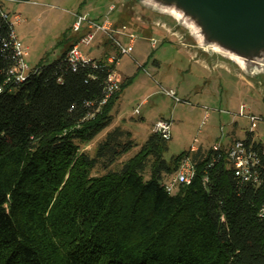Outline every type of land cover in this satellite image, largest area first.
Segmentation results:
<instances>
[{
	"label": "trees",
	"instance_id": "trees-1",
	"mask_svg": "<svg viewBox=\"0 0 264 264\" xmlns=\"http://www.w3.org/2000/svg\"><path fill=\"white\" fill-rule=\"evenodd\" d=\"M10 32L0 9V264H264L254 131L244 139L258 182L236 175L226 144L221 155L199 146L167 160L171 139L153 131L122 160L139 146L112 127L132 78L101 105L117 66L103 57L74 68L66 55L78 39L17 82ZM101 133L94 154L83 148ZM187 156L196 175L170 194L163 183Z\"/></svg>",
	"mask_w": 264,
	"mask_h": 264
},
{
	"label": "rangeland",
	"instance_id": "rangeland-1",
	"mask_svg": "<svg viewBox=\"0 0 264 264\" xmlns=\"http://www.w3.org/2000/svg\"><path fill=\"white\" fill-rule=\"evenodd\" d=\"M3 2L14 21L15 15L21 17L15 29L28 51L25 59L30 67L41 62L53 63L67 44L86 33V28L74 31L76 13L98 20L109 17L137 32L139 38L132 55L123 56L117 67L123 79L132 78V82L121 94L113 113L116 123L131 130L139 144L122 160L138 152L160 118L173 121L167 160L192 146L209 148L223 143L233 130L240 138L253 128L255 138L264 143V68L251 75L233 59L218 52L209 53L194 29L180 23L170 12L139 0ZM118 37L128 44L125 36ZM80 49L90 58L118 53L113 41L103 33L90 45L80 44ZM164 89L175 90L180 101ZM248 115L259 119L252 123ZM104 136L101 133L83 148L94 154Z\"/></svg>",
	"mask_w": 264,
	"mask_h": 264
},
{
	"label": "built area",
	"instance_id": "built-area-1",
	"mask_svg": "<svg viewBox=\"0 0 264 264\" xmlns=\"http://www.w3.org/2000/svg\"><path fill=\"white\" fill-rule=\"evenodd\" d=\"M1 15L10 22V42L9 45L13 48L15 66L10 70L11 77L17 82L24 81L28 74L34 69L30 67L26 62V55L28 54L27 49L24 47L22 41L17 35L15 24L20 20V15H15L16 21L11 18L10 12L5 10L3 0H0ZM86 28V33L82 35L79 42L74 44L68 51L66 58L71 65L76 68L80 63H89L93 58L87 57L80 49V44L90 45L94 42L100 33L105 34L109 37L118 49V53L110 56L107 60L110 64H119L121 58L125 55H132L134 46L139 38L136 31L129 30L127 25L116 26L115 22L107 17L105 20L94 19L88 15L76 13V20L73 24V29L76 32H80ZM118 35L125 36L128 39V44H125ZM153 46L157 43L152 39ZM4 46H8L4 43ZM141 67V66H140ZM123 81V75L118 72V69L112 70L108 76L106 86V96L101 102V105L107 103L113 94L118 91ZM165 93L177 101L180 98L177 97V93L173 89H164ZM140 113L139 109L136 110ZM252 123L259 119L255 115H248ZM172 124L173 121L168 118H160L154 124L152 131L161 134L166 140L172 139ZM250 131H254L253 128ZM223 143H216L212 145L215 153L223 154L221 151ZM197 149V146H192V150ZM228 158L231 161L235 173L238 177L242 178L243 181H254L258 182V175L256 167L259 164V157L257 152L254 151L250 146L247 145L244 138L236 139L226 148ZM196 175V166L190 156L185 157L179 169L172 174L167 180L164 181L163 185L165 189L170 193L174 194L177 189L184 184H190ZM207 180V178H205Z\"/></svg>",
	"mask_w": 264,
	"mask_h": 264
},
{
	"label": "water",
	"instance_id": "water-1",
	"mask_svg": "<svg viewBox=\"0 0 264 264\" xmlns=\"http://www.w3.org/2000/svg\"><path fill=\"white\" fill-rule=\"evenodd\" d=\"M139 1L170 12L194 29L206 51L233 59L248 74L264 68V0Z\"/></svg>",
	"mask_w": 264,
	"mask_h": 264
},
{
	"label": "crops",
	"instance_id": "crops-1",
	"mask_svg": "<svg viewBox=\"0 0 264 264\" xmlns=\"http://www.w3.org/2000/svg\"><path fill=\"white\" fill-rule=\"evenodd\" d=\"M113 55H115L114 53H111V54H109V53H106L105 54V56L103 55L102 57H97L98 59H100V58H103V57H107V58H109L110 56H113ZM93 58V57H92ZM208 59H209V57H208ZM120 63V62H119ZM119 65V64H118ZM118 65H117V67H118ZM117 124H119V123H116L115 122V124H113V126L112 127H114L115 125H117ZM153 128V127H152ZM152 128H151V132H152ZM150 132V133H151ZM234 132V133H233ZM233 132L230 134H228L229 136L228 137H226V139L223 141V144H226V145H229V144H231L234 140H236V139H242V138H244V137H237V135H236V133H235V131L233 130ZM199 146H204V145H199Z\"/></svg>",
	"mask_w": 264,
	"mask_h": 264
},
{
	"label": "bare ground",
	"instance_id": "bare-ground-1",
	"mask_svg": "<svg viewBox=\"0 0 264 264\" xmlns=\"http://www.w3.org/2000/svg\"><path fill=\"white\" fill-rule=\"evenodd\" d=\"M179 17V15H177Z\"/></svg>",
	"mask_w": 264,
	"mask_h": 264
}]
</instances>
